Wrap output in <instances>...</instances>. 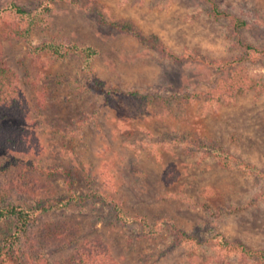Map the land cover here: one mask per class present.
<instances>
[{"label":"rangeland","instance_id":"obj_1","mask_svg":"<svg viewBox=\"0 0 264 264\" xmlns=\"http://www.w3.org/2000/svg\"><path fill=\"white\" fill-rule=\"evenodd\" d=\"M72 1L0 0V9L15 4L42 12V23L28 33L34 46L52 41L98 50L90 73L77 55L31 57L23 41L5 33L6 26L21 27L25 20L19 22L12 11L1 15L0 65L15 74L29 109L0 126L33 133L37 149H0V166L18 159L43 168L59 166L69 175L46 178L51 193L46 197L66 198L67 178L75 195L86 197L42 216V222H66L75 233L70 245L49 247L46 257L62 260L100 239L118 264H264L206 241L176 244L172 233V228L188 235L213 228L230 243L264 251V90L232 100L208 96L237 69L264 84V0H96L107 12L103 23L79 7L85 0ZM212 4L246 22L238 35L259 55L236 61L229 70L210 65L241 56L229 19L214 17ZM124 22L157 37L175 55L194 59L162 57L114 25ZM92 78L109 88L168 101L105 99L88 89ZM186 93L201 97L175 99ZM202 145H218L228 161ZM10 196L9 202L23 208L34 205L20 193ZM106 199L125 215L143 217L152 229H161L150 236L140 225L121 223ZM14 221H0V240L13 233Z\"/></svg>","mask_w":264,"mask_h":264},{"label":"trees","instance_id":"obj_2","mask_svg":"<svg viewBox=\"0 0 264 264\" xmlns=\"http://www.w3.org/2000/svg\"><path fill=\"white\" fill-rule=\"evenodd\" d=\"M68 2L73 3L72 0H68ZM212 5L211 14L214 17H226L229 19L230 26L234 30L233 34H236L233 36V46L241 50V56L236 60L218 59L211 62L210 65L216 70H229L236 61L247 60L259 55L261 51L258 48L244 44L238 35L239 30L246 26V22L237 16L220 12L215 4ZM79 7L83 11L96 16L98 21L102 23L105 21L106 9L96 0H85L84 3L79 4ZM44 9L48 11L49 6L46 5ZM8 11H12L15 18L21 20L19 22L25 20V22H22V25H25L21 27L15 25L6 26L5 33L9 38L23 41L27 47L29 56L38 57L39 55L47 54L61 59L67 55H77L81 58L82 69L87 73L91 72L92 65L98 56V50L94 46L52 41L34 46L29 41L28 33L33 27L42 23V18L39 17L42 15V12L38 10L27 11L21 6L9 4L7 9H0V19L1 15ZM114 25L120 32L129 34L143 46L152 48L164 58L174 61L194 59L193 57L186 59L185 57L175 55L157 37L144 34L136 26L130 25V23L124 22ZM15 78V74L10 68L0 65V123L7 118H20L28 113L29 108L25 95L18 87ZM87 83L88 89L104 95L105 99L121 96L136 101L139 104L158 103L160 100L163 102L168 101L157 94L147 96L141 95L136 91L124 92L119 88H109L99 78H92ZM254 89L264 90V84L251 80L244 73L243 69H237L232 71L226 80L220 81L208 93V96L210 99L232 100L239 94ZM200 97L199 94L186 93L175 99L191 101ZM201 147L205 148L206 151L215 157L222 158L223 163L228 161V154L224 153L218 145H202ZM0 149H7L15 153H29L37 149L36 139L31 132L22 131L11 126H0ZM5 163L0 166V175L3 177V182L0 183V221L3 219H14L16 223L13 233L0 240V264H118L107 246L100 239H94L76 248L73 253L62 260H49L46 257L47 253L50 252L48 248L52 247L55 250H59L64 245H70L75 240V233L66 222H42L40 219L44 214L52 210L62 209L70 203L83 202L86 197L76 196L71 181L67 178V197L60 200L49 198L51 193L46 178L61 173L65 174L66 177L69 175V172H64L59 166L43 168L36 163L20 159L16 161L10 160ZM248 170L258 174L250 166ZM261 177L264 179V175ZM15 192L34 199V205L23 208L20 205L9 202L8 198L10 199V195ZM106 202L113 205L117 213V219L123 224L140 225L142 231L150 236L155 235L161 229V227H158L156 230L152 229L143 217L125 215L111 199H106ZM172 233L176 244L189 240L197 243L206 241L207 243L219 246L221 249L240 252L242 256L264 262V251H254L242 245L230 243L226 241L225 237L218 230L213 228L205 229L204 232L196 235H188L183 231L172 228Z\"/></svg>","mask_w":264,"mask_h":264}]
</instances>
